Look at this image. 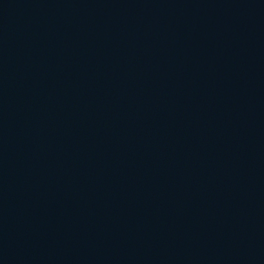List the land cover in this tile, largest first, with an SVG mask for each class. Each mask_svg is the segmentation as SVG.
<instances>
[{"label": "water", "instance_id": "water-1", "mask_svg": "<svg viewBox=\"0 0 264 264\" xmlns=\"http://www.w3.org/2000/svg\"><path fill=\"white\" fill-rule=\"evenodd\" d=\"M0 264H264V0H0Z\"/></svg>", "mask_w": 264, "mask_h": 264}]
</instances>
